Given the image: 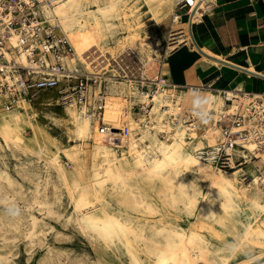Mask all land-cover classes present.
Listing matches in <instances>:
<instances>
[{"label": "bare ground", "instance_id": "1", "mask_svg": "<svg viewBox=\"0 0 264 264\" xmlns=\"http://www.w3.org/2000/svg\"><path fill=\"white\" fill-rule=\"evenodd\" d=\"M144 1L159 23L161 13L172 8L173 0ZM191 1V16L197 8L193 22L199 18L206 0ZM138 7L133 0H54L52 5L43 6V13L68 37L75 54L81 58L93 46H99L100 40L106 41L120 29L127 31L126 40L137 41L143 28ZM189 25L190 22L180 23L172 28V49L177 41L190 40ZM11 40L17 41L15 36ZM20 59L26 62L24 54ZM66 59L70 64L73 62L71 56ZM106 79V88L114 94L108 96L103 122L118 127L129 124L132 128L135 122L129 120L130 104L136 98L131 94L129 83L115 81L119 84L113 83L114 87L109 88ZM215 93L207 94L200 107L203 114L211 107L221 109L224 101ZM120 96H131V102L126 103ZM181 98L179 95L178 101ZM160 103L174 109L171 101L162 100L153 108L157 120ZM30 105L29 99L24 98L15 109L0 113V137L9 146L29 149L30 143L24 140L25 128L29 127L33 133L32 144L48 155L49 146L58 149V144L44 135L47 127L38 122L37 112L29 111ZM78 110L74 103L67 104L64 118L55 123L60 121L73 140L92 142L89 166H75L79 178L71 181L58 150L49 154L47 161L56 168L67 189L77 223L94 244L102 247L110 264H232L240 253L248 257L236 264H254L264 255V188L257 181L252 160L243 167L250 176L245 180L239 175V168H219L200 158L192 142L185 138L184 130H177L164 139L157 136L159 126L153 131L142 127L139 137L133 133L111 136L102 132L90 115ZM191 134L197 135L195 130ZM213 138L208 135L207 142L211 143ZM116 147L122 148L120 154L116 153ZM258 155L264 159V149H259ZM67 157L74 163L78 159L70 154ZM87 166L88 179L82 173ZM4 173L10 179L5 170L0 176ZM195 192L199 196L193 203ZM33 215L32 229L37 222ZM184 215L193 219L188 228L181 224ZM205 231L221 242L211 241Z\"/></svg>", "mask_w": 264, "mask_h": 264}, {"label": "built area", "instance_id": "2", "mask_svg": "<svg viewBox=\"0 0 264 264\" xmlns=\"http://www.w3.org/2000/svg\"><path fill=\"white\" fill-rule=\"evenodd\" d=\"M53 1L0 0V110L10 111L24 98L31 100L41 92L56 89L60 93L58 101L74 103L79 112L90 115L100 130L111 136L133 133L138 137L142 127L153 131L159 126L157 136L164 139L184 130L185 138L192 142L200 158L219 168H239V175L245 180L250 176L243 167L252 160L257 181L264 188V159L258 155L259 149H264V93L220 90L216 93L224 101L220 110L211 107L203 114L201 108L191 107L183 113V97L178 101V96L185 87L171 82L161 66L152 76L145 69L133 71L125 64L124 59L130 56L125 50L115 60L119 64V76L130 82L131 94L136 98L132 102L131 96L124 98L126 103L131 102L135 126L105 124L102 119L110 95L103 84L107 72L89 70L85 65L87 55L83 61L72 57L75 61L68 65L66 57L75 55L73 46L43 13V6H50ZM177 5L191 14V0H178ZM196 9L190 15V25ZM180 16L176 14L173 20ZM13 36L17 39L15 43L11 40ZM21 54L26 62L21 61ZM162 100L171 101L174 109L160 103L157 120L153 108ZM193 130L197 133L195 137L191 134ZM208 135L214 136L211 143L207 142ZM250 143L257 145L249 148Z\"/></svg>", "mask_w": 264, "mask_h": 264}, {"label": "rangeland", "instance_id": "3", "mask_svg": "<svg viewBox=\"0 0 264 264\" xmlns=\"http://www.w3.org/2000/svg\"><path fill=\"white\" fill-rule=\"evenodd\" d=\"M134 1L139 6L140 21L143 24H141L143 28L140 30L138 42L126 40L124 36L127 35V31L120 29L115 36H108L106 41L100 40L99 46H93L84 54L85 57L88 56L86 57L88 64L85 65L89 70H98L101 71L100 73L107 72L106 83H108L109 88H112L115 81H126L125 83H129L130 87V82L119 76L117 71L119 64L115 60L125 50L130 53V56L124 59L125 64L127 63L130 69L136 72L145 69L147 74L151 76L155 74L161 66L164 55L172 49L170 44L172 28L179 26L180 23H186L188 19V14L183 15L187 13V9L180 8L177 5L178 0H173L171 2L172 8L161 13L159 23L144 0ZM176 14H182L177 20L180 23L173 20ZM146 30L150 33H147ZM156 39L159 40L155 42ZM157 43L160 47H156L155 44ZM176 45L177 43H174L173 47ZM76 56V54L71 55V57L83 61L84 57L77 56V58ZM68 61L69 59L66 60L67 63ZM74 61L75 59H73ZM90 61L93 62L90 63ZM73 62L68 63V65L71 66ZM119 62L122 64L121 61ZM92 65H97V67L94 68ZM111 75H116V77ZM103 84L105 85V83ZM114 84L117 86L119 83ZM107 92L114 94L108 88ZM59 96L60 93L56 89L41 92V95L31 99L29 111L31 113L37 112L38 122L47 127L44 135L58 144V149L49 146L48 153L52 154L57 150L60 152V162L68 171L72 181L75 177L79 178L74 169L75 166L83 167L84 164H89L92 142L73 140L69 131L59 124L60 121L55 123L56 120L64 118V108L67 105L60 100L58 101ZM120 97L122 100L125 98ZM2 112L4 111L0 110V113ZM130 116L131 112H129V120H132V116ZM24 135L25 143H30L29 149L19 148L14 144L9 146L0 137V142H2L0 143V172L5 170L10 177V179L6 178L5 173L4 176H0V258L6 257L2 259V262L0 261V264H100L99 262L110 264L107 261L109 256L104 253L102 247L98 246L97 243L94 244L77 223V215L67 189L58 176L56 168L47 161L49 154L40 152L39 148L32 144L33 133L29 127L25 128ZM139 136L141 134H138ZM137 142L140 141L137 140ZM118 148L116 153L120 154L122 148L120 147L119 150ZM81 152L84 154L78 156V153ZM68 154L77 156L78 159L75 163L67 157ZM88 166L87 170L82 172L86 178L89 174ZM46 175L47 180H45ZM32 215L37 218L33 229L31 228ZM191 221H193L192 218L184 215L181 224L188 228ZM29 231L34 233L29 234ZM204 233L211 241L221 242L211 232L205 231ZM247 257V254L240 253L232 261V264H236Z\"/></svg>", "mask_w": 264, "mask_h": 264}, {"label": "crops", "instance_id": "4", "mask_svg": "<svg viewBox=\"0 0 264 264\" xmlns=\"http://www.w3.org/2000/svg\"><path fill=\"white\" fill-rule=\"evenodd\" d=\"M198 17L189 25L191 41L161 62L166 77L185 87L183 113L200 108L210 92L264 93V0H206ZM254 264H264V255Z\"/></svg>", "mask_w": 264, "mask_h": 264}, {"label": "clouds", "instance_id": "5", "mask_svg": "<svg viewBox=\"0 0 264 264\" xmlns=\"http://www.w3.org/2000/svg\"><path fill=\"white\" fill-rule=\"evenodd\" d=\"M197 196H199V192H195V193L193 194V197H192V201H193V203L196 202V197H197Z\"/></svg>", "mask_w": 264, "mask_h": 264}]
</instances>
